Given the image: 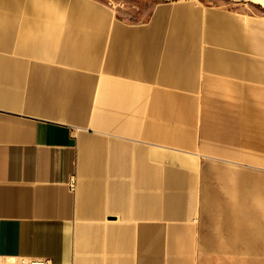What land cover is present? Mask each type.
Wrapping results in <instances>:
<instances>
[{"label": "crops", "instance_id": "1", "mask_svg": "<svg viewBox=\"0 0 264 264\" xmlns=\"http://www.w3.org/2000/svg\"><path fill=\"white\" fill-rule=\"evenodd\" d=\"M0 264H264V17L0 0Z\"/></svg>", "mask_w": 264, "mask_h": 264}, {"label": "rangeland", "instance_id": "2", "mask_svg": "<svg viewBox=\"0 0 264 264\" xmlns=\"http://www.w3.org/2000/svg\"><path fill=\"white\" fill-rule=\"evenodd\" d=\"M113 8L117 14L125 20L131 22L144 21L152 12L154 7L162 2H172L176 0H100ZM206 4L227 5L232 8L246 10L248 12L264 17V9L254 3L244 0H196Z\"/></svg>", "mask_w": 264, "mask_h": 264}, {"label": "bare ground", "instance_id": "3", "mask_svg": "<svg viewBox=\"0 0 264 264\" xmlns=\"http://www.w3.org/2000/svg\"><path fill=\"white\" fill-rule=\"evenodd\" d=\"M261 6L264 9V0H244Z\"/></svg>", "mask_w": 264, "mask_h": 264}]
</instances>
